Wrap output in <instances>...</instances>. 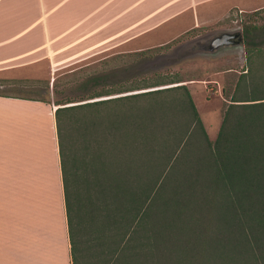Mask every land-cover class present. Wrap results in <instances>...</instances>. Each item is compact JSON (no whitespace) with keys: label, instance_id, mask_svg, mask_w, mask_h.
<instances>
[{"label":"trees","instance_id":"obj_1","mask_svg":"<svg viewBox=\"0 0 264 264\" xmlns=\"http://www.w3.org/2000/svg\"><path fill=\"white\" fill-rule=\"evenodd\" d=\"M245 44L214 141L178 76L0 94L56 107L71 264H264V47Z\"/></svg>","mask_w":264,"mask_h":264},{"label":"crops","instance_id":"obj_2","mask_svg":"<svg viewBox=\"0 0 264 264\" xmlns=\"http://www.w3.org/2000/svg\"><path fill=\"white\" fill-rule=\"evenodd\" d=\"M263 9L264 0H0V74L42 61L53 74ZM55 109L0 96V264H71Z\"/></svg>","mask_w":264,"mask_h":264},{"label":"rangeland","instance_id":"obj_3","mask_svg":"<svg viewBox=\"0 0 264 264\" xmlns=\"http://www.w3.org/2000/svg\"><path fill=\"white\" fill-rule=\"evenodd\" d=\"M245 26L253 31V34L244 42H249L255 48L262 49L264 47V10L251 14L233 12L215 29L190 31L164 45L163 48L154 47L131 53H119L116 50L53 74H49L47 61L25 65L14 71L13 74H0V80L8 81L7 83L0 81V94L20 98H36L29 94L33 90L43 89L38 81L49 82L51 89L55 78H59L61 81L59 84L62 83L63 74H79V80L83 78V75L86 77L90 74H108L120 82L152 77L156 74L178 76L187 81L186 84H195L190 88L188 85L187 87L191 92L208 137L214 141L224 109L229 104L226 93L231 96L239 75L245 73L243 70L246 69V44L244 43L243 52L226 50L215 56H187L183 51L186 44L210 33L218 30L236 29H240L244 33ZM254 60L256 63L259 58L255 57ZM30 81L35 82L34 85L29 86ZM255 93L258 95L264 93L263 87L258 86ZM48 99L53 101L51 96Z\"/></svg>","mask_w":264,"mask_h":264},{"label":"water","instance_id":"obj_4","mask_svg":"<svg viewBox=\"0 0 264 264\" xmlns=\"http://www.w3.org/2000/svg\"><path fill=\"white\" fill-rule=\"evenodd\" d=\"M244 35L240 29L218 30L186 44L187 56H215L226 50L244 51Z\"/></svg>","mask_w":264,"mask_h":264}]
</instances>
